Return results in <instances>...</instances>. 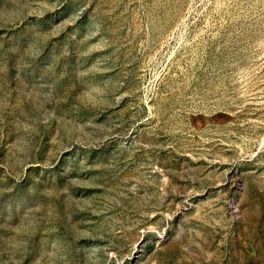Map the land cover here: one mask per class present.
<instances>
[{
    "label": "rangeland",
    "instance_id": "obj_1",
    "mask_svg": "<svg viewBox=\"0 0 264 264\" xmlns=\"http://www.w3.org/2000/svg\"><path fill=\"white\" fill-rule=\"evenodd\" d=\"M0 264H264V0H0Z\"/></svg>",
    "mask_w": 264,
    "mask_h": 264
}]
</instances>
